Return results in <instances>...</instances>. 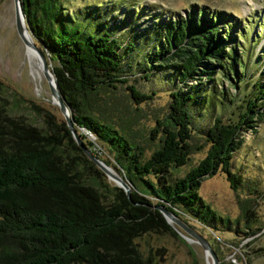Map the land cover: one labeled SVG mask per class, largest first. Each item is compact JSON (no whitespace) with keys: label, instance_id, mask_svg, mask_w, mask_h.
<instances>
[{"label":"trees","instance_id":"trees-1","mask_svg":"<svg viewBox=\"0 0 264 264\" xmlns=\"http://www.w3.org/2000/svg\"><path fill=\"white\" fill-rule=\"evenodd\" d=\"M20 1L25 25L45 54L78 136L97 157L95 146L112 154L130 189L127 196L107 180L61 115L34 102L29 113H13L20 102L0 79V264H154L137 238L157 229L174 233L157 204L186 223L183 216L190 217L201 229L213 230L222 219L229 226L197 189L205 175L220 170L236 190L239 174L230 170V158L241 131L264 120V73L238 119L226 122L215 115L205 130V154L183 175L171 177V168L203 146L191 143V102H186L194 99L192 84L170 90L166 110L153 113L146 137L138 135L135 118L155 91H141L122 72L124 52L135 44L128 42L122 52L95 7L73 13L61 0ZM162 23L143 77L151 68H170L185 85L215 72L229 82L244 74L236 44H230L234 23L226 14L193 6L186 16Z\"/></svg>","mask_w":264,"mask_h":264},{"label":"rangeland","instance_id":"rangeland-1","mask_svg":"<svg viewBox=\"0 0 264 264\" xmlns=\"http://www.w3.org/2000/svg\"><path fill=\"white\" fill-rule=\"evenodd\" d=\"M61 1L73 13L81 6L95 7L99 19L106 21L110 35L120 42L122 52L128 42L135 44L124 52L122 72L128 74V81L141 91H155L149 102L141 103L142 109L135 118L134 126L138 135L146 137L153 124V113L161 114L166 110L170 90L179 85L183 91L192 84L194 99L186 102V105L191 102L188 105L192 123L191 143H202L203 146L193 149L186 163L171 168V177L183 175L205 154L208 145L204 141V134L213 117L220 115L223 121H236L247 99L257 93L263 80L264 0ZM193 6L203 7L206 11H221L227 15L229 23H234L230 31V36H233L230 44H236V53L243 59L244 71L240 79L232 78L231 81L236 82L234 86L217 72L209 75L210 79H189L185 85L176 81L174 71L170 68H151L147 78L142 76L148 65L145 61L147 52L154 49L155 43H160V36L155 34L163 24L162 21L167 17L186 16ZM233 31L238 34H233ZM31 64L25 52V44L15 30L13 1L0 0V79L7 84V93L13 90L20 102L13 113H29L28 105L34 102L41 108L51 109L61 115L58 107L50 100L44 76L41 90L38 91L37 76L30 70ZM83 130L88 138L94 139L93 134ZM239 137L241 143L233 150L230 158V170L239 174L236 190L230 187L225 172L220 170L205 175L197 189L201 198L216 213L229 220V226L222 219L216 222L215 229L209 230L206 227V230L183 213L182 216L188 219L189 224L177 217L209 240L212 248L217 251L218 264H264V120L257 119L255 126L243 129ZM149 149H146V154ZM94 150L100 154V158L110 162L109 167L116 175L123 178L110 152L98 146ZM105 176L112 184L119 186L114 178L107 174ZM148 197L153 203V197ZM167 223L174 233L157 229L137 238L138 246L144 254L147 251L151 253L154 264H211V256L192 235L174 220L170 219Z\"/></svg>","mask_w":264,"mask_h":264},{"label":"water","instance_id":"water-1","mask_svg":"<svg viewBox=\"0 0 264 264\" xmlns=\"http://www.w3.org/2000/svg\"><path fill=\"white\" fill-rule=\"evenodd\" d=\"M13 1V11H14V26L15 30L22 40V42L25 45H29L33 49L36 50L39 62H40V68L43 76L45 77V80L47 82L49 91H50V100L52 103H54L62 115L65 124L70 130L72 138L75 140L76 144L82 149L84 154L92 160V162L100 168L105 174L109 175L110 177L114 178L116 183L124 190L125 194L129 195V184L126 180H124L122 177L116 175L113 171H111L108 164H106L102 159L97 157L95 154H93L82 142L81 138L78 136L75 128L72 125L71 117L69 115V109L65 102L63 101L61 95L59 94L57 84L54 78V75L51 72V69L49 68V64L46 60L45 54L43 51L36 45L34 40L32 39L31 33L27 26L25 25L24 16L22 13V7H21V1L20 0H12ZM81 131L84 128H80ZM83 131L88 132L86 129ZM84 133V132H83ZM90 133V132H89ZM86 134V133H85ZM156 208L161 212L163 217L166 221L174 220L182 229H184L186 232H188L190 235H192L196 241L202 246V248L205 250L206 253H208L211 256V264H218V258L216 256L215 251L210 246L209 242L205 237H203L200 233L195 231L193 228L188 226L187 224L183 223L171 210L166 208L162 205H155Z\"/></svg>","mask_w":264,"mask_h":264},{"label":"bare ground","instance_id":"bare-ground-1","mask_svg":"<svg viewBox=\"0 0 264 264\" xmlns=\"http://www.w3.org/2000/svg\"><path fill=\"white\" fill-rule=\"evenodd\" d=\"M25 52H26L28 60H30L32 63L30 66V70H32V73L37 76L36 85H37L38 91L40 92L41 84L43 83L44 77H43L42 72H41L38 54H37L36 50L33 49L32 47H30L29 45H25Z\"/></svg>","mask_w":264,"mask_h":264}]
</instances>
